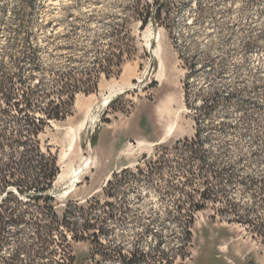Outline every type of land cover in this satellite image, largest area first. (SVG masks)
Here are the masks:
<instances>
[{
	"label": "rangeland",
	"instance_id": "obj_1",
	"mask_svg": "<svg viewBox=\"0 0 264 264\" xmlns=\"http://www.w3.org/2000/svg\"><path fill=\"white\" fill-rule=\"evenodd\" d=\"M168 1L169 28L153 19L140 28L130 19L136 52L120 75L102 76L96 92L78 93L72 115L41 134L58 156L60 172L51 192L57 212L83 205L88 217L102 219L95 229L107 232L103 246L72 243L79 264H264L262 238L247 225L228 221L217 211L221 204L208 202V182L169 180L166 171L151 173L146 164L157 145H174L194 134L184 91L186 64L194 62L188 102L199 104L218 91L215 118L229 123L206 136L205 163L252 179L254 185L244 193L245 185L227 186V198L240 205L255 202L260 205L256 213L264 214V0ZM131 2L0 0V77L15 69L13 59L27 39L42 45L45 63L61 66L70 53L90 61L91 40ZM157 47L158 59L152 52ZM191 200L207 203L193 213L186 242L182 225L190 218ZM29 232L25 228L17 235ZM10 246L0 248V264ZM62 246L55 259H61Z\"/></svg>",
	"mask_w": 264,
	"mask_h": 264
},
{
	"label": "trees",
	"instance_id": "obj_2",
	"mask_svg": "<svg viewBox=\"0 0 264 264\" xmlns=\"http://www.w3.org/2000/svg\"><path fill=\"white\" fill-rule=\"evenodd\" d=\"M171 5L168 0H132L127 11L115 17L105 33L91 40L86 50L92 53L90 61L70 53L61 66L45 63L40 58L42 45H32L27 39V49H20L13 59L15 69L0 77V248L12 245L7 256L1 255L2 264H79L72 253L73 242L88 241L91 245L103 246L101 237L106 239L107 232L101 226L95 229L102 219L88 217L82 210L83 205L57 212L51 192L60 172L58 156L51 151L50 145L43 143L41 134L50 123L72 115L78 93L96 92L102 76L120 75L124 62L136 52L130 19L139 21L140 28L152 19L169 28ZM66 47L72 49L70 45ZM186 68L185 103L192 111L194 134L174 145H157L156 155L148 157L146 164L151 173L166 171L169 180L183 178L185 183L203 178L208 182V202L221 204L217 211L228 221L247 225L264 241V214L256 213L260 205L256 206L255 202L240 205L227 198V186L245 185L244 193L254 181L246 177L238 179L224 168L205 163L201 151L206 136L224 129L229 123L215 118L221 104L218 91L208 93V99L199 104L188 102V82L195 63H187ZM95 142L94 138L92 143ZM112 176L117 175L113 172ZM255 193L250 192V196L255 198L263 194L262 191L258 195ZM206 203L189 201L190 218L182 225L184 241H190L193 213L204 209ZM177 208L181 213L182 206ZM250 212L254 213L253 217H248ZM25 228L30 229L25 237L17 235ZM10 229H14L13 233ZM60 245L63 249L58 260L54 257ZM44 258L48 261H41Z\"/></svg>",
	"mask_w": 264,
	"mask_h": 264
},
{
	"label": "bare ground",
	"instance_id": "obj_3",
	"mask_svg": "<svg viewBox=\"0 0 264 264\" xmlns=\"http://www.w3.org/2000/svg\"><path fill=\"white\" fill-rule=\"evenodd\" d=\"M153 53H154V56L158 59V55H159V51H158V47L157 48H153V51H152ZM105 101V100H104ZM103 104V103H102ZM172 126V125H171ZM172 128V127H171ZM172 130V129H171ZM169 131V130H168ZM77 140H78V135L76 134L75 135V137L73 136V138H72V140H71V142L69 143V145H68V148H67V150H66V153L69 151V150H71V148L73 147V145L77 142ZM63 156H64V154H63ZM62 156V157H63ZM60 159V158H59ZM60 162H61V160H60ZM86 166V165H85ZM109 178V175H107V177H106V179H108Z\"/></svg>",
	"mask_w": 264,
	"mask_h": 264
}]
</instances>
